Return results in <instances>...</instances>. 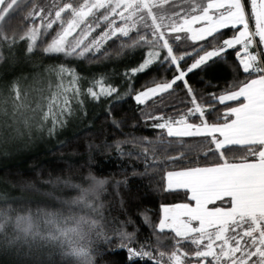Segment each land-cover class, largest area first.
<instances>
[{"label": "snow or ice", "instance_id": "snow-or-ice-1", "mask_svg": "<svg viewBox=\"0 0 264 264\" xmlns=\"http://www.w3.org/2000/svg\"><path fill=\"white\" fill-rule=\"evenodd\" d=\"M92 59L102 70H76ZM89 105L162 202L96 175L91 155L75 177L6 174L0 264H264V0H0L4 154Z\"/></svg>", "mask_w": 264, "mask_h": 264}, {"label": "trees", "instance_id": "trees-1", "mask_svg": "<svg viewBox=\"0 0 264 264\" xmlns=\"http://www.w3.org/2000/svg\"><path fill=\"white\" fill-rule=\"evenodd\" d=\"M46 62L47 64L58 63L56 61ZM71 66L76 67L75 64ZM109 67H111V64H109ZM76 70L81 72L82 75L88 76L90 73L98 72L102 69L98 62L92 59L91 61L85 60L79 67H76ZM124 107L126 108L127 105H124ZM89 108L87 118L80 119L79 124L74 123L70 129L59 133L51 141L33 148L21 149L14 154H9L8 157L0 158V179L4 178L6 174L10 175L11 178L19 179L15 174L22 173L25 179L33 180L38 184L41 180L48 178L53 167L63 169V172L57 171L53 173L54 175L79 176L82 168L87 171L89 155H91V168L96 175L107 176L110 180L127 179L133 187L141 186L139 177L134 176L132 170L133 164H139L135 157L118 159L114 148L109 149L104 146L105 139L111 142L115 139H123V137L119 133L115 136L109 134L107 137L98 134L97 129L103 121L101 108L100 106H96L95 109H92L91 106ZM93 119H95V123L90 128L89 121ZM123 131L127 133L132 131V129L126 127ZM109 132L111 133V130ZM135 134L151 136L153 132L151 128L142 124L140 128L136 129ZM65 140L69 141V143L63 148L58 147V142ZM89 143L93 145L91 151L88 147ZM125 165H127V171H124ZM140 167L142 169V164ZM160 178L159 176L156 177L157 180ZM148 183L147 179L143 181L144 185H148ZM106 187L107 191L100 196V201L103 203L101 211L105 214L110 211V205L115 202L118 206L119 203V197L111 184ZM141 191L146 198L145 203H148L150 207H155L162 202L158 192H152L150 188H144L143 186H141ZM70 194L75 195V193ZM28 195H31V193H28ZM153 199L155 200L154 204L151 203ZM168 201H172V198L168 197ZM112 214L116 215L117 213L113 212ZM107 259L105 257V260Z\"/></svg>", "mask_w": 264, "mask_h": 264}, {"label": "rangeland", "instance_id": "rangeland-1", "mask_svg": "<svg viewBox=\"0 0 264 264\" xmlns=\"http://www.w3.org/2000/svg\"><path fill=\"white\" fill-rule=\"evenodd\" d=\"M45 64H47L46 61H45ZM17 75H20V73H17ZM28 86H29V82H25L22 79L21 80V89L25 90ZM90 106L91 105H89V107ZM26 115H28L30 117L31 113H26ZM4 119H5V117H4L3 111H0V122H3ZM79 120H80L79 117H73L72 119L69 120V122L65 125V127L58 129L57 134L53 137H48L46 131L43 135H40V133H36V135L31 140L23 141L17 147L9 149L7 155L4 154L3 149H0V158L8 157L9 154H14L16 151L21 150V149H26V148L29 149V148L36 147L40 144L47 143V142L51 141L52 138H56L59 135V133H63L64 131H67L68 129H70L74 123L79 124Z\"/></svg>", "mask_w": 264, "mask_h": 264}]
</instances>
